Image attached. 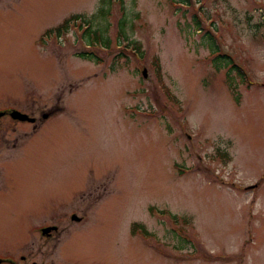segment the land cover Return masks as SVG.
I'll return each instance as SVG.
<instances>
[{
    "label": "rangeland",
    "instance_id": "374dc122",
    "mask_svg": "<svg viewBox=\"0 0 264 264\" xmlns=\"http://www.w3.org/2000/svg\"><path fill=\"white\" fill-rule=\"evenodd\" d=\"M1 112V258L264 264V0H0Z\"/></svg>",
    "mask_w": 264,
    "mask_h": 264
},
{
    "label": "trees",
    "instance_id": "16d2710c",
    "mask_svg": "<svg viewBox=\"0 0 264 264\" xmlns=\"http://www.w3.org/2000/svg\"><path fill=\"white\" fill-rule=\"evenodd\" d=\"M177 1L184 2V3L187 2V0H177ZM98 13L104 16L106 11L101 6L98 9ZM98 13L96 12L88 18H86L85 16L81 17V15H72V16L66 18L60 25L51 27L48 30H46L43 33V36H48L51 33H54L55 35L58 36V35H60L61 32L63 33V32H66L68 30V22L69 21L74 22V21L80 20V23H79L80 26L84 25L83 39H84L85 44L107 46L109 43V40L107 39V36L105 35L106 29L104 27H101L100 24L99 25L96 24V21L98 20V18L101 17V15H98ZM194 22H195L196 27L199 30H201L202 27H201L200 23H198L195 20H194ZM121 27H122V23H121ZM120 35H122V36H121V38H118V44L121 42L120 39H126L127 38L126 34L124 32H122L121 30H120ZM206 40H207L209 47L212 50V53L213 54L216 53L218 48L216 47L217 48V50H216V48L213 46L214 41H213L212 36L208 34L206 36ZM127 44H133V49L139 50V47H140L139 42H137L135 40L134 41L131 40ZM92 55H93L92 53H84V54L81 53V56H83L85 58H89V59L92 58ZM225 57H227V56H220V55L215 56L214 59H216V58L221 59L220 62H214L215 66L217 68H219V67L224 66V63H225V65L230 66V69L235 71L237 76L240 77L242 81H244L245 80V74L241 70V68L238 65L230 62L229 60H226ZM135 226H136V224L132 225L131 232H135Z\"/></svg>",
    "mask_w": 264,
    "mask_h": 264
},
{
    "label": "flooded vegetation",
    "instance_id": "af4514ba",
    "mask_svg": "<svg viewBox=\"0 0 264 264\" xmlns=\"http://www.w3.org/2000/svg\"><path fill=\"white\" fill-rule=\"evenodd\" d=\"M2 114V113H1ZM0 114V115H1ZM10 114V111H9ZM44 115V114H43ZM69 218L73 223H80L83 221L82 216H77L75 213H71ZM44 228H48L47 231L43 232ZM58 227L56 225H45L40 228V232L44 237H52L53 234L57 233ZM65 248L50 247L47 249L36 250L38 258L28 259L25 254H19L18 258H10L11 256H6L5 258L0 257V263L4 264H69V256L71 254L65 252ZM37 253H34L36 255Z\"/></svg>",
    "mask_w": 264,
    "mask_h": 264
},
{
    "label": "water",
    "instance_id": "95a60500",
    "mask_svg": "<svg viewBox=\"0 0 264 264\" xmlns=\"http://www.w3.org/2000/svg\"><path fill=\"white\" fill-rule=\"evenodd\" d=\"M143 75H144V70H143ZM10 116L12 118H19L21 120H29V121H34L33 117H29L26 113L20 112L18 110H12L10 113ZM48 228H44L43 232L47 231Z\"/></svg>",
    "mask_w": 264,
    "mask_h": 264
}]
</instances>
